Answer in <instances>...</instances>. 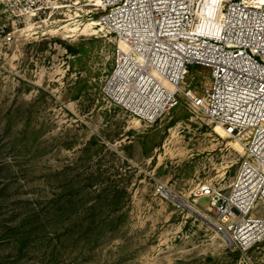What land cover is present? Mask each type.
Returning <instances> with one entry per match:
<instances>
[{"label":"rangeland","instance_id":"obj_1","mask_svg":"<svg viewBox=\"0 0 264 264\" xmlns=\"http://www.w3.org/2000/svg\"><path fill=\"white\" fill-rule=\"evenodd\" d=\"M11 2L0 0L13 32L0 36V264H264V240L231 244L199 192L229 189L245 153L235 138L184 103L155 122L114 104L118 44L85 28L94 3L54 0L30 19ZM204 74L192 66L188 81Z\"/></svg>","mask_w":264,"mask_h":264},{"label":"built area","instance_id":"obj_2","mask_svg":"<svg viewBox=\"0 0 264 264\" xmlns=\"http://www.w3.org/2000/svg\"><path fill=\"white\" fill-rule=\"evenodd\" d=\"M11 1L16 15L31 19L54 0ZM90 12L117 40L104 89L114 104L155 122L184 103L244 144L229 189L199 192L231 244L248 250L261 243L264 216L254 211L264 203V1L99 0ZM0 36L13 39L2 21ZM192 66L210 70L203 85L188 81Z\"/></svg>","mask_w":264,"mask_h":264},{"label":"bare ground","instance_id":"obj_3","mask_svg":"<svg viewBox=\"0 0 264 264\" xmlns=\"http://www.w3.org/2000/svg\"><path fill=\"white\" fill-rule=\"evenodd\" d=\"M262 1H264V0H262ZM77 2H79V1H77ZM98 2H99V0H89V5H92L93 3H94L93 5H97ZM91 3H92V4H91ZM95 24L100 26V24H99L98 21H92V22H90L89 24H87L85 28H93L92 25H95ZM84 25H85V24H84ZM82 29H83V28H82ZM70 30H71V29H70ZM76 30H77V29H76ZM80 30H81V29H80ZM120 46L123 47V44L120 43ZM213 129H214V131H215L218 135H220V136L223 137V138L231 137V136H229V135L225 132V130H224L222 127H220V126H214ZM231 144H232V146H233L235 149L239 150L241 153H244V152H245L244 144L241 143V142H240L239 140H237L236 138L231 142ZM165 193H166V195L171 196V197H172L173 199H175L176 201L179 199V198H176L175 195L171 194L170 192H168V191H166V190H165ZM183 206L186 207L187 209H189V210L192 211V212H196L197 214L203 216V218H205V219L208 220V217H207L204 213H202L200 210H197V209H196V210H197V211H196L195 209H193L190 205H188V204H186V203H184ZM223 235H224V234H223ZM224 236L228 239L227 235H224ZM228 241H229V239H228Z\"/></svg>","mask_w":264,"mask_h":264},{"label":"water","instance_id":"obj_4","mask_svg":"<svg viewBox=\"0 0 264 264\" xmlns=\"http://www.w3.org/2000/svg\"><path fill=\"white\" fill-rule=\"evenodd\" d=\"M176 202H177L178 204H180V205H183V204H184V201L181 200V199H178ZM194 214L197 215L198 217H200L201 219L206 220L205 218H203V216L197 214L196 212H194ZM206 221H207V220H206Z\"/></svg>","mask_w":264,"mask_h":264}]
</instances>
